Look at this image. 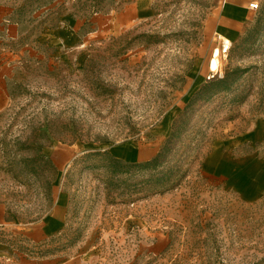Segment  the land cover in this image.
<instances>
[{"label":"rangeland","instance_id":"1","mask_svg":"<svg viewBox=\"0 0 264 264\" xmlns=\"http://www.w3.org/2000/svg\"><path fill=\"white\" fill-rule=\"evenodd\" d=\"M224 1L0 0L34 47L0 110V202L30 223L68 197L44 253L264 264V202L205 169L219 146L264 156V0L229 36Z\"/></svg>","mask_w":264,"mask_h":264},{"label":"crops","instance_id":"2","mask_svg":"<svg viewBox=\"0 0 264 264\" xmlns=\"http://www.w3.org/2000/svg\"><path fill=\"white\" fill-rule=\"evenodd\" d=\"M248 8L249 0H225L214 15L216 31L232 35L248 19ZM26 34L23 22L0 9V110L10 100V82L22 67L25 55L34 49L25 42ZM223 162L226 165L221 169ZM205 169L242 198L264 202V156L219 146L211 153ZM71 215L68 197L63 199L60 192L49 210L30 223L11 220L6 205L0 202V264H73L75 255H66L63 262L57 253L43 252L57 244Z\"/></svg>","mask_w":264,"mask_h":264},{"label":"bare ground","instance_id":"3","mask_svg":"<svg viewBox=\"0 0 264 264\" xmlns=\"http://www.w3.org/2000/svg\"><path fill=\"white\" fill-rule=\"evenodd\" d=\"M227 42H229L228 39H227ZM214 52L215 53L213 54V58L211 59L210 68L212 70H217V68L219 67L218 66V64H219L218 63V56L220 55V50L217 48Z\"/></svg>","mask_w":264,"mask_h":264},{"label":"trees","instance_id":"4","mask_svg":"<svg viewBox=\"0 0 264 264\" xmlns=\"http://www.w3.org/2000/svg\"><path fill=\"white\" fill-rule=\"evenodd\" d=\"M226 78H224V79H218V80H215V81H213V82H211V83H216V84H218V85H220L221 87H219L218 89H217V91H219V90H225V89H228L229 88V85H227V84H225L226 83ZM210 83V84H211ZM216 91V92H217Z\"/></svg>","mask_w":264,"mask_h":264},{"label":"built area","instance_id":"5","mask_svg":"<svg viewBox=\"0 0 264 264\" xmlns=\"http://www.w3.org/2000/svg\"><path fill=\"white\" fill-rule=\"evenodd\" d=\"M250 7L253 9H257L259 7V4L257 2H251Z\"/></svg>","mask_w":264,"mask_h":264}]
</instances>
